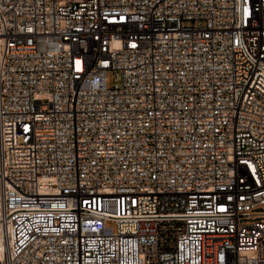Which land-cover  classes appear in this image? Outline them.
Listing matches in <instances>:
<instances>
[{
  "label": "built area",
  "instance_id": "built-area-1",
  "mask_svg": "<svg viewBox=\"0 0 264 264\" xmlns=\"http://www.w3.org/2000/svg\"><path fill=\"white\" fill-rule=\"evenodd\" d=\"M264 0H0V264H264Z\"/></svg>",
  "mask_w": 264,
  "mask_h": 264
},
{
  "label": "rangeland",
  "instance_id": "rangeland-1",
  "mask_svg": "<svg viewBox=\"0 0 264 264\" xmlns=\"http://www.w3.org/2000/svg\"><path fill=\"white\" fill-rule=\"evenodd\" d=\"M250 214H251L250 217L242 218L241 221L245 222V221L264 220V209L263 208L254 209Z\"/></svg>",
  "mask_w": 264,
  "mask_h": 264
}]
</instances>
